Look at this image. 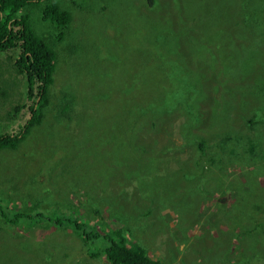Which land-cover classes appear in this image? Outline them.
<instances>
[{"label": "rangeland", "instance_id": "1", "mask_svg": "<svg viewBox=\"0 0 264 264\" xmlns=\"http://www.w3.org/2000/svg\"><path fill=\"white\" fill-rule=\"evenodd\" d=\"M163 1V21L173 19L176 29L180 18L188 23L189 48L181 42L190 53L182 59V66L192 71L186 84L198 85L202 79L208 89L215 77L207 70V59L221 42L243 41L239 34L243 27L236 26L238 0ZM56 2L72 16L64 39L56 37L54 25L43 20L38 8L28 9L35 32L56 53V82L41 123L16 148L0 149V264H108L95 254L108 243L99 238L86 241L75 231L74 222L80 218L112 237L114 230L126 226L131 235L125 243H139L163 264L237 263L226 256L225 233L219 231L226 230L230 216L233 223L241 219L240 212L257 186L264 192V174L241 184L250 167L237 160L214 168L218 176L204 182L194 161L180 167L152 163L139 158L131 146L135 131L143 135L149 124L163 123L157 114L145 116L148 105L158 111L165 105L170 109L175 101L172 92L159 97L170 89L161 85L171 78L160 80L161 63L150 54L143 63L141 53L144 37L149 42L156 37V49L163 44L158 27L153 29L160 21H155V9L162 4L151 8L145 0ZM259 30L248 32L252 43L229 63L231 68L239 67L244 58L258 57L250 69L257 76L264 70V40L254 44ZM11 54L0 51V135L18 132L32 104ZM225 78L235 86L244 83L240 69ZM234 93L226 97L241 95ZM157 95L154 105L151 99ZM214 105L209 102L206 111L210 113ZM17 107H22L18 114ZM241 107L242 103L234 113ZM212 132L206 135L205 151L220 137ZM182 142V136L176 138L178 145ZM230 182H234L231 191ZM239 227L235 233L242 231ZM242 241L246 249L264 253V244L255 241L254 233L244 240L234 236L228 242L234 246V260H239Z\"/></svg>", "mask_w": 264, "mask_h": 264}, {"label": "trees", "instance_id": "2", "mask_svg": "<svg viewBox=\"0 0 264 264\" xmlns=\"http://www.w3.org/2000/svg\"><path fill=\"white\" fill-rule=\"evenodd\" d=\"M146 1L151 8L158 3L162 4V7L155 9L158 14L155 21L159 19L160 21L153 26V29L158 27L163 44L156 49L154 45L156 37H151L152 46L146 37L142 38L144 42V51L141 50L143 63L149 54L153 60L157 58L156 62L161 63L164 72L160 80H165L169 76L171 78L170 81H164L161 85L165 89L168 87L170 89L159 97L163 98L168 92H172L175 101L170 109L169 105H165L158 111L154 107L150 108L151 104L148 105V109L144 111L145 116L152 117L157 114L163 123L149 124L148 129H143L145 130L143 135H140L139 129L135 131L131 146L135 148L134 151L139 158L150 160L152 163L157 161L167 166L180 167L183 163L189 164L190 161H194L196 163L194 166L198 167L204 175V182L211 176H218L214 168L224 163L231 164L241 160L249 164L250 170L245 181H238L243 185H248V179H257L258 176L264 174V70L257 76L250 69L253 65L252 61L257 60L258 57L251 58L252 60L244 58L241 65L236 68H231L230 64H233L236 55L247 52L248 43H252L248 39V32L260 27L261 30L254 44L258 45L264 40V0H259V3L258 0L237 1L236 7L239 9L240 19L236 22V26L243 27L242 31L239 30L243 41L221 42L216 53L207 59V70L216 78V80L215 78L210 79L212 82L208 85V89L202 79L199 80L201 83L198 85L186 84V77L192 72L182 66L184 64L182 59L190 54L186 48L187 43L191 42L187 33L188 23L180 18V26L176 29L173 19L163 21L165 12L163 0ZM29 7L38 8L43 15V20L54 25L58 39L65 38L66 31L72 22L69 11L62 8L56 0H0V51L12 52L11 58L17 73L25 78L27 84V102H32L25 110L19 131L0 135V149L16 148L29 131L41 123L45 118L48 100L52 96V89L56 82V53L46 38L35 32L30 22ZM182 41L186 44L185 48L181 46ZM240 47L243 50L239 49ZM169 68L174 74L169 73ZM234 69L241 70L244 78L241 86L226 82L225 77ZM203 79L206 80V78ZM235 90L241 93L240 97H226L235 95ZM211 92L214 94L212 95ZM157 97L158 95L151 99H155L154 105ZM209 102L215 104L211 107L210 113L205 109ZM241 103V109L234 113ZM21 111L22 107H17L16 114ZM175 112H179V115L173 118L171 115ZM212 130L211 134L218 132L220 137L211 141L205 151L206 135ZM179 136L183 139L180 145L176 143V138ZM193 141L201 143L193 145ZM196 149L199 152L193 155ZM163 150L168 151L163 152ZM243 154H246L245 159L242 158ZM196 156L202 157L197 159ZM190 174L189 171L185 176ZM220 178L221 176L218 180ZM233 188L234 182H230L228 190L231 191ZM2 212L6 216L4 211ZM95 214L101 216L97 210ZM18 216L20 215H17V218ZM240 217L238 222L233 223L230 216V219L226 221L228 222L226 230L219 231V233H225L226 256L229 255L232 261L237 262L230 264H264V253L261 250L256 252L251 251L250 248L246 249L243 241L240 243L242 250H240L239 260H234V246L228 243L234 236L236 239L244 240L247 235L254 233L255 241L264 244V237L260 234L264 233V192L258 186L257 192L254 191L251 194L248 206L242 208ZM84 221L85 218H80L74 222L75 231L81 233L80 235L86 241L98 238L106 241L108 245L103 248V251L95 254H98V257H105L108 264H163L161 260L150 256L146 248L139 243L131 242L128 245L125 243V239L131 235V233L126 234L128 232L126 226L114 230L112 237L88 227ZM240 225L243 227L242 231L235 233ZM206 236L208 239L212 237ZM258 237L261 238L258 240ZM217 240L216 237L211 239L214 245ZM251 260L254 263L250 262Z\"/></svg>", "mask_w": 264, "mask_h": 264}]
</instances>
